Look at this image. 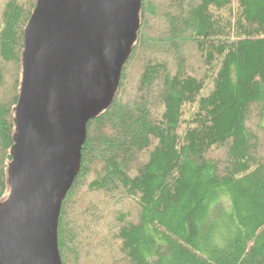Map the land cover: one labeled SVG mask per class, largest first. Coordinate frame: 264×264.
Here are the masks:
<instances>
[{"label": "trees", "instance_id": "obj_1", "mask_svg": "<svg viewBox=\"0 0 264 264\" xmlns=\"http://www.w3.org/2000/svg\"><path fill=\"white\" fill-rule=\"evenodd\" d=\"M36 3L0 0V204ZM55 245L59 264H264V0H139Z\"/></svg>", "mask_w": 264, "mask_h": 264}, {"label": "water", "instance_id": "obj_2", "mask_svg": "<svg viewBox=\"0 0 264 264\" xmlns=\"http://www.w3.org/2000/svg\"><path fill=\"white\" fill-rule=\"evenodd\" d=\"M139 0H37L0 206V264H59L56 217L79 162L87 121L110 101L135 35ZM104 102V103H103ZM105 105V106H106Z\"/></svg>", "mask_w": 264, "mask_h": 264}, {"label": "rangeland", "instance_id": "obj_3", "mask_svg": "<svg viewBox=\"0 0 264 264\" xmlns=\"http://www.w3.org/2000/svg\"><path fill=\"white\" fill-rule=\"evenodd\" d=\"M136 17H137V10H136ZM136 24H137V21H136ZM135 28H136V26H135ZM134 39V38H133ZM132 42V41H131ZM22 64H23V62H22ZM22 76H23V73H22ZM21 82H22V80H21ZM21 88V87H20ZM106 105V104H105ZM105 105L104 106H102L97 112H99L100 110H102L104 107H105ZM96 112V113H97ZM16 133H17V126H16ZM88 198V197H87ZM10 199V197L9 198H6L4 201H3V203H1L0 204V206H3V205H5L7 202H9V201H11V200H9ZM107 219H108V215H107ZM82 260H84V259H82Z\"/></svg>", "mask_w": 264, "mask_h": 264}, {"label": "bare ground", "instance_id": "obj_4", "mask_svg": "<svg viewBox=\"0 0 264 264\" xmlns=\"http://www.w3.org/2000/svg\"><path fill=\"white\" fill-rule=\"evenodd\" d=\"M104 103V102H103ZM14 204L13 202L9 201L4 207H2L1 209H4L6 211H8L9 209L13 208L14 207Z\"/></svg>", "mask_w": 264, "mask_h": 264}]
</instances>
